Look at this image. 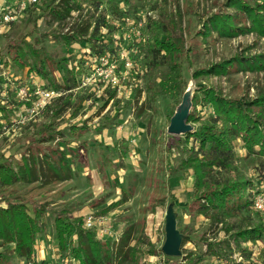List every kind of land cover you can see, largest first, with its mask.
I'll list each match as a JSON object with an SVG mask.
<instances>
[{
    "label": "rangeland",
    "instance_id": "1",
    "mask_svg": "<svg viewBox=\"0 0 264 264\" xmlns=\"http://www.w3.org/2000/svg\"><path fill=\"white\" fill-rule=\"evenodd\" d=\"M59 1L43 0L9 28L0 27V61L8 60L3 70L7 69L9 79L56 93L46 108L32 116L30 103L25 107L15 91L5 88L7 98H0V164L21 165L28 155L54 158L62 151L73 175L68 181L46 179L41 166L36 182L0 184V198L46 208L33 258L60 257L54 233L57 217L74 223L94 214L107 219L110 236L103 239L110 243L118 241L129 227L135 229V262L125 264H264V241L236 247L229 240L227 248L223 242L229 235L221 226L195 213L194 177L191 171H174L194 144H186L183 135L167 132L175 113H192V96L201 87L238 101H251L264 93V69L198 80L192 77L198 70L234 57L264 56V38L201 34L212 16L231 12L229 0H79L82 10L62 26L45 10ZM242 1L253 5L260 0ZM74 23L87 29L85 38L66 46L59 36ZM91 32L95 38L87 42ZM163 35L177 38L183 49L177 59L181 67L177 93L162 89L168 70L161 56L152 51L153 41ZM25 44L41 50L42 58L50 59L47 63L66 58L70 69L81 66L77 87L56 91L54 87L62 85L59 75L50 85L29 75L27 68L19 69L12 58L16 48L23 50ZM95 46L113 53L98 57ZM200 101L194 112L197 122L188 124L191 131L212 123L211 111ZM238 143L224 167H214L208 178L221 182L239 174L264 190V159L246 154ZM115 203L119 205L112 208ZM167 211L173 213L182 241L188 239L181 243L179 258L161 253ZM240 221L255 222L248 211L230 220L235 225ZM205 243L219 245V255L207 254ZM0 253L9 258L1 264L27 262L14 257L10 247L0 246ZM186 255L190 260L185 262Z\"/></svg>",
    "mask_w": 264,
    "mask_h": 264
},
{
    "label": "trees",
    "instance_id": "2",
    "mask_svg": "<svg viewBox=\"0 0 264 264\" xmlns=\"http://www.w3.org/2000/svg\"><path fill=\"white\" fill-rule=\"evenodd\" d=\"M42 1L39 0L36 6L41 5ZM227 6L231 12L212 16L203 25L205 30L201 33L203 36L215 33L224 39H231L244 34H254L264 38V0L253 5L242 0H229ZM45 10L53 22L62 26L75 12L82 10V5L79 0H60L54 6H46ZM86 31L87 29L74 23L59 37L66 46H70L84 39ZM88 38L87 42H90L92 38H95V34L91 32ZM24 47L23 50L16 48L12 58L19 69L27 68L29 75L33 74L36 78L47 80L49 84L55 80L56 74L59 75L62 85L54 87L53 90L56 91L64 92L77 87V76L83 74L81 66L70 69L66 58L47 63L50 59L46 56L42 58L41 50H36L28 44ZM7 48L11 49L8 45ZM95 51L98 57L108 52L113 53L105 47L95 46ZM152 51L161 56L168 70L161 85L162 89L170 94L177 93L181 78V67L177 59L183 54L177 38L163 35L160 39H155ZM262 57L264 56L234 57L220 64L211 65L208 69L198 70L192 77L198 80L201 77H220L240 71L259 72L264 69ZM8 90L11 89L8 88ZM199 93H201L200 97L197 95ZM199 99H201L200 103L206 105L211 111L212 123L200 125L194 131L183 135L185 143L191 142L194 147L186 149L187 157L174 171H191L194 177L192 201L195 205V213L221 226L223 232L229 235L227 241L223 242L227 248H229V240H232L236 247L240 243L254 245L257 241H264V220L253 209L254 199L258 194L264 193V190L239 174L221 182L208 178L214 167H224L225 159L233 155L237 141L246 154L257 155L264 159V93H260L251 101H238L226 98L215 89L201 87L192 96V113L187 118L188 124L197 122L198 117L194 112ZM51 138L53 136L49 137ZM55 152L53 151V154H57ZM57 156L34 157L31 154L21 159V165L12 166L2 163L0 164V184L11 186L18 182H36L38 178H41V166L45 169L42 176L46 179H54L58 182L72 180L71 168L64 153L59 151ZM118 205L119 203H115L112 208ZM243 211L253 215L255 222L248 221L242 224L240 221L236 225L230 222L233 217L239 216ZM45 213L44 206L0 198V246L10 247L16 258L32 260L35 243L41 230L40 220ZM54 233L60 256H71L78 264L135 262L136 251L132 246L135 234L133 227L126 229L118 241L110 243L103 238H98L94 231L84 230L80 219L73 223L66 218L57 217L54 220ZM187 242L188 239L182 241L183 245ZM205 245L207 254L219 255L216 251L219 245L213 243H205ZM242 251L244 250L240 253H243ZM65 253L70 255H64ZM189 258L190 256L186 255L183 261L186 262L190 260ZM8 259L7 255L0 253V264Z\"/></svg>",
    "mask_w": 264,
    "mask_h": 264
},
{
    "label": "built area",
    "instance_id": "3",
    "mask_svg": "<svg viewBox=\"0 0 264 264\" xmlns=\"http://www.w3.org/2000/svg\"><path fill=\"white\" fill-rule=\"evenodd\" d=\"M39 0H0V27H10L19 21L27 10L36 6ZM17 82V83H14ZM18 78H11L5 75V87L0 90V98H7L5 88L15 91L18 100L27 107L31 115H38L39 110L46 108L56 94L53 91L40 89L37 85L28 87L21 85ZM58 95V94H57ZM59 96V95H58ZM253 209L264 220V193L258 194L253 201ZM82 228L87 231H94L98 238L110 236V228L107 219L103 216L94 214H86L82 217ZM121 236V235H120ZM241 257V255H240ZM242 258V257H241ZM25 264H78V262L70 257H58L53 261H39L33 258Z\"/></svg>",
    "mask_w": 264,
    "mask_h": 264
},
{
    "label": "water",
    "instance_id": "4",
    "mask_svg": "<svg viewBox=\"0 0 264 264\" xmlns=\"http://www.w3.org/2000/svg\"><path fill=\"white\" fill-rule=\"evenodd\" d=\"M187 118L186 110L175 113L170 119L168 134L180 136L190 132L191 127L187 123ZM164 232L165 241L161 247V253L167 258H179L181 256L182 237L176 228L174 215L170 211H167L165 216Z\"/></svg>",
    "mask_w": 264,
    "mask_h": 264
},
{
    "label": "crops",
    "instance_id": "5",
    "mask_svg": "<svg viewBox=\"0 0 264 264\" xmlns=\"http://www.w3.org/2000/svg\"><path fill=\"white\" fill-rule=\"evenodd\" d=\"M2 52V51H1ZM2 57L0 56V59H1ZM8 60L6 59V61L5 62H7ZM1 62V61H0ZM5 62H1V64H0V69L2 70H0L1 72H0V86L2 87V88H4L3 86H4V83H5V75L7 74L6 72H7V69L6 70H3V67L5 68V66H6V63ZM56 258H57V256H56ZM51 259L53 260L54 259V255L53 256H51ZM50 259V260H51ZM49 260V261H50Z\"/></svg>",
    "mask_w": 264,
    "mask_h": 264
},
{
    "label": "bare ground",
    "instance_id": "6",
    "mask_svg": "<svg viewBox=\"0 0 264 264\" xmlns=\"http://www.w3.org/2000/svg\"><path fill=\"white\" fill-rule=\"evenodd\" d=\"M186 99V98H185Z\"/></svg>",
    "mask_w": 264,
    "mask_h": 264
}]
</instances>
